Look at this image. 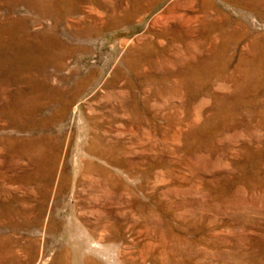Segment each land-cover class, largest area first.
Wrapping results in <instances>:
<instances>
[{"label": "rangeland", "instance_id": "1", "mask_svg": "<svg viewBox=\"0 0 264 264\" xmlns=\"http://www.w3.org/2000/svg\"><path fill=\"white\" fill-rule=\"evenodd\" d=\"M0 264H264V0H0Z\"/></svg>", "mask_w": 264, "mask_h": 264}]
</instances>
